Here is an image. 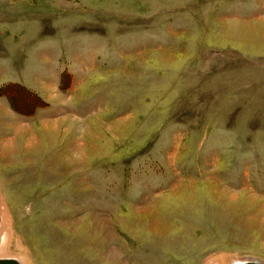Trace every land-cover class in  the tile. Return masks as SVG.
Masks as SVG:
<instances>
[{
	"label": "rangeland",
	"instance_id": "374dc122",
	"mask_svg": "<svg viewBox=\"0 0 264 264\" xmlns=\"http://www.w3.org/2000/svg\"><path fill=\"white\" fill-rule=\"evenodd\" d=\"M0 202L23 264H264V0H0Z\"/></svg>",
	"mask_w": 264,
	"mask_h": 264
},
{
	"label": "bare ground",
	"instance_id": "6f19581e",
	"mask_svg": "<svg viewBox=\"0 0 264 264\" xmlns=\"http://www.w3.org/2000/svg\"><path fill=\"white\" fill-rule=\"evenodd\" d=\"M0 204H2L1 205V207H0V215H1V212H2V210H4L5 208H4V204L3 203H1L0 202ZM4 216H5V221L6 222H2V223H0L1 225H3V227L5 228V229H7L6 228V224H8L7 222L9 221L8 220V215L5 213L4 214ZM11 230V228H9V234H10V231ZM4 233V231L3 230H0V253H8L9 251H7L8 250V245H5V242H4V240H5V237H6V234H3ZM1 240H2V242H1ZM1 256V255H0ZM0 258H13V259H16L17 261H19V263L20 264H23L22 263V261L18 258H14V257H0ZM222 260H224V259H222ZM221 260V261H222ZM231 259H229V261H230ZM220 261V263L219 264H222V262ZM228 261V262H229ZM241 261H243V260H241ZM248 261H254V260H248ZM257 262H259V261H257ZM211 263V262H210ZM261 263V262H260ZM232 264H241L240 263V261L238 262V260L237 261H235V262H233Z\"/></svg>",
	"mask_w": 264,
	"mask_h": 264
},
{
	"label": "water",
	"instance_id": "95a60500",
	"mask_svg": "<svg viewBox=\"0 0 264 264\" xmlns=\"http://www.w3.org/2000/svg\"><path fill=\"white\" fill-rule=\"evenodd\" d=\"M0 264H20L19 261L13 258H0ZM241 264H262L257 261H244Z\"/></svg>",
	"mask_w": 264,
	"mask_h": 264
},
{
	"label": "trees",
	"instance_id": "16d2710c",
	"mask_svg": "<svg viewBox=\"0 0 264 264\" xmlns=\"http://www.w3.org/2000/svg\"><path fill=\"white\" fill-rule=\"evenodd\" d=\"M61 79H62V76H61ZM63 81V80H62ZM62 83V82H61ZM61 83H60V85H61ZM23 87H24V85H22ZM21 87V86H20ZM29 92V91H28ZM32 111H33V109H32Z\"/></svg>",
	"mask_w": 264,
	"mask_h": 264
}]
</instances>
